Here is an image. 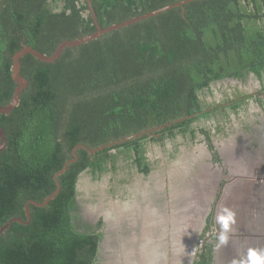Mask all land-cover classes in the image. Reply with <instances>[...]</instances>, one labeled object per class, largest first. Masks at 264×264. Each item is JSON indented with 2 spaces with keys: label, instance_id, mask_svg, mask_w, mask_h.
<instances>
[{
  "label": "trees",
  "instance_id": "trees-1",
  "mask_svg": "<svg viewBox=\"0 0 264 264\" xmlns=\"http://www.w3.org/2000/svg\"><path fill=\"white\" fill-rule=\"evenodd\" d=\"M184 0H91L103 29ZM97 31L87 0H0V106L18 84L13 57L26 45L52 56L65 41ZM28 87L0 114L8 145L0 155V264H103L105 218H82L80 184L115 173L121 157L152 173V145L181 136L215 148L211 124L264 97V0H198L67 47L54 63L27 55ZM253 79L261 89L211 102L219 85ZM264 106V105H263ZM211 123V124H210ZM142 134V135H141ZM136 138L109 146L129 137ZM1 144V138H0ZM89 150H98L95 154ZM221 155H217L220 160ZM95 205V201L93 202ZM195 264H214L210 245Z\"/></svg>",
  "mask_w": 264,
  "mask_h": 264
},
{
  "label": "rangeland",
  "instance_id": "rangeland-1",
  "mask_svg": "<svg viewBox=\"0 0 264 264\" xmlns=\"http://www.w3.org/2000/svg\"><path fill=\"white\" fill-rule=\"evenodd\" d=\"M261 88L260 82L254 79L248 85L241 82H227L225 85H219L216 88V97L211 102L221 105L225 100L240 92L250 96ZM263 105L264 102L260 103L258 99H252L244 105L245 108L240 115L237 116L228 109L227 114L222 118L212 124L210 123L213 126L211 133L214 143L217 144L216 149L210 148L202 137H199V140L194 143L179 136L174 142L167 141L164 147L158 144L152 145L149 157L153 171L148 176L140 173L137 167L134 166L133 160L125 157L117 160L115 173L104 174L100 180L85 175V178L82 181L80 180V184H83L81 192L84 193L79 199L81 209L79 212L82 213V218L89 225L96 224L105 215L112 218L116 213L120 214L117 212V207L114 208L112 204L115 202L118 203L117 206L128 204L133 199L131 198L133 190L134 193H137L143 187L149 185L159 184L158 188L167 199L170 192L173 193L177 188H180L178 189L180 191L185 189L189 191V189L183 186L180 187L175 182L181 181L184 186L190 183L186 177L191 174V170L189 166L184 164L188 162L187 158L196 159L199 157L210 172L196 173L198 178H195L194 187L190 191L192 195V202L189 205L190 210L185 212L186 209L184 211L181 209L177 212L176 217L177 221L182 218L180 223H183V225L187 223L188 234L186 235L183 230L181 236L176 237L175 241H178V243L172 245L171 238L175 234L174 228H172L174 226L172 224L173 217H171L173 207L169 199L166 205H164V202H159L155 206V213L150 214L145 222L149 235L148 242L158 246L157 252L152 253L150 251L152 258L153 256L157 258V256L166 252L173 254L174 249L180 248L185 250L187 254L182 255L181 264H189L190 261V264H192L204 252L206 245H210L212 255L214 258L216 256L217 264H233L234 261L239 264L248 258V250L253 249L252 245L255 246L258 252L264 251V171L262 172V178L259 180H254V176H250V172L247 171L249 166L254 167V169L258 166H264ZM244 140L245 145L250 146L248 153L242 155V164L246 170L230 168L229 165L225 170L226 167L221 162L223 159H217V149L231 143L241 144L245 147ZM247 142L249 143L246 144ZM248 156L252 161L249 164L245 159ZM179 168H183V172ZM177 171H179V174ZM180 175L182 176L180 177ZM240 190L245 192L242 193ZM205 193L207 196L204 199L202 195ZM94 201L95 205H93ZM231 203L232 210H230ZM129 205L126 208L127 211L121 213L124 214L121 217L122 222L130 224L125 234L119 236L121 244L137 229V226H133L135 224V214L130 211L131 207ZM96 206L100 208L99 212L95 210ZM166 211L167 215L164 216L171 217V219L169 223L166 222L160 228L158 223L160 219L162 220L161 216ZM183 214L184 217H182ZM223 214L228 215V217ZM210 221L212 222V228L209 225ZM229 221L232 224L231 229L223 228V222L226 223L223 225L227 226ZM158 228L160 241L158 239ZM155 232L156 237H153ZM253 236H258L256 243L250 242ZM222 237L224 241L221 240ZM181 240L183 241V247H178ZM225 240L229 242L228 252L231 255L229 257L227 253L224 252L225 254L222 253L221 255L219 252V245ZM160 244H163L166 250ZM104 245L106 251L103 264H119V259L110 257L112 254L114 256L117 254L114 251L116 250L115 243L105 241ZM149 247L152 248V245ZM149 247L147 249L151 250ZM233 247H237L236 254H232ZM245 247L246 252H244ZM143 253H147L145 248ZM188 257L191 259L189 260ZM160 262L161 260H158L156 264H160Z\"/></svg>",
  "mask_w": 264,
  "mask_h": 264
},
{
  "label": "flooded vegetation",
  "instance_id": "flooded-vegetation-1",
  "mask_svg": "<svg viewBox=\"0 0 264 264\" xmlns=\"http://www.w3.org/2000/svg\"><path fill=\"white\" fill-rule=\"evenodd\" d=\"M242 142V141H241ZM214 143V141H213ZM249 142H247L246 144H248ZM244 146L243 147L241 144H229L228 146H224L223 148L219 147L217 150L219 152V155H221L220 157L223 159L221 160V162H223V165L226 167L224 168L225 170L227 169V165H229L230 168H242V170H246L243 167V157L242 155H244V153H248L249 151V147L245 145V140L243 141ZM215 149L217 148V144L214 143ZM236 148V150H235ZM252 149V148H251ZM253 151V149H252ZM247 163L249 164V162H252L250 159V156H248L247 158ZM188 162L185 163L184 165L189 166L190 170H191V174L188 175L186 178H188L189 182L187 185H183V183L181 181L175 182V184L179 185L180 187L183 186L188 190H178L180 188H177L173 193L170 192V196L168 197L169 201H171V205L173 207V214L171 217H173V222L172 224L174 226H172V228H174V233L172 235L173 238L172 239V245L177 244L178 241L176 242V237L179 235L181 236V232L182 229L188 233L187 230V223L183 225V223H180L182 221V218H180L178 221L176 220L177 217V212L179 210L182 209V211L185 210V212H188L190 210L189 205L191 204V200H192V195H191V189H193V182L195 180V178L197 177L196 173L200 172V173H209L210 170H208V167H206V165L204 164L203 160H201V158H187ZM215 160V159H214ZM262 163V162H261ZM183 166V165H182ZM180 171L183 172V168H179ZM247 171L250 172L249 175L250 176H254V180H259L260 178H262V172L264 171V166H258V167H252L249 166V169L247 168ZM179 174V171H177ZM182 175H180L181 177ZM210 177V176H209ZM198 178V177H197ZM159 185V184H158ZM158 185H149L147 187H143L141 191L131 194V199L130 202L128 203L129 207H131L132 212H134L135 214V224H133V226H137V229H135L132 234L123 240V244H121L119 241V236L120 234H125V232L127 231V229L129 228L130 224L127 223H123L121 220V217L124 214H121L123 212H126V208L128 207L127 204H120V206H117L118 203L115 202L113 205L114 208L117 207V212H119L120 214H117L115 216H113L112 218L108 217L105 215V222L108 226H106L105 230V241H109V242H113L115 243V248L116 250H114L117 254L116 256H114V254H112V256H110L112 259H119V264H149L150 262H153V264H156V262H158V260L160 262V264H181L182 263V255H187L185 253V250L183 249H174L173 250V254H170V252H166L163 255L160 256H153L150 253V251H152V253L157 252L158 246L155 244H150V242H148V232H147V228L145 227V222H146V218L148 216H150V214H154L155 213V206L157 204H159V202H164V205H166V203L168 202L167 197H165L163 195V193L160 191V189L158 188ZM242 192V190H240ZM186 192V193H185ZM245 191L243 190L242 193H244ZM182 194V195H181ZM190 194V195H189ZM181 195V196H180ZM203 198H206V193L202 195ZM232 203H231V208L230 210H232ZM102 209V208H101ZM97 212H99L100 208L98 206H96L95 209ZM167 215V211L161 216L162 220L160 219L159 223H158V227L162 228V225H165L166 222L169 223L171 217L168 216H164ZM225 217H228V215L223 214ZM184 217V214L183 216ZM139 219V220H138ZM124 220H127L124 218ZM128 221V220H127ZM223 224H226L223 222ZM223 226V228L225 229H231L232 224H230V221L227 222V226ZM183 225V226H182ZM209 225L212 228V222L210 221ZM208 225V226H209ZM185 226V229H184ZM153 237H156V232L155 235ZM255 238V239H254ZM258 236H253L252 239L250 240L251 243H256V241L258 239ZM158 239L160 241L159 238V228H158ZM222 240V239H221ZM224 241V239H223ZM221 242V244L219 245V252L221 253H227L228 257L231 256L230 253L228 252V245L229 242ZM161 243V242H160ZM152 245V248H150L149 246ZM180 245L183 246V241L181 240L179 242L178 247H180ZM105 246V245H104ZM160 246H162L163 249H165V247L163 246V244H160ZM253 249H255V246L252 245ZM150 248L151 250L148 251L147 248ZM145 248L147 253H143V249ZM106 249V248H105ZM166 250V249H165ZM237 250V247H233L232 248V254H236L235 251ZM256 250V249H255ZM106 251V250H105ZM244 252H246V247L244 249ZM224 253V254H225ZM143 254V255H142ZM151 255V256H150ZM165 257V258H161ZM127 257H131V260H128ZM152 260H151V259ZM215 261L214 264L216 263V256H215ZM156 260V262H155ZM238 260V259H236ZM247 259L243 260L246 261ZM106 264V263H105ZM192 264H195V262H192ZM241 264V263H239Z\"/></svg>",
  "mask_w": 264,
  "mask_h": 264
},
{
  "label": "water",
  "instance_id": "water-1",
  "mask_svg": "<svg viewBox=\"0 0 264 264\" xmlns=\"http://www.w3.org/2000/svg\"><path fill=\"white\" fill-rule=\"evenodd\" d=\"M87 1L89 3V6H90V11L92 13V17H93L94 22H95V24L97 26V31L94 34H92L90 36L83 37L81 39H77V40H74V41L68 40V41L63 42L57 48V50L55 51V53L52 56L45 55V54H43V53H41V52L33 49L30 46H27V45L20 52L16 53L15 56L13 57V68H12V72H13V78H14L15 82L18 84V87L15 90V94H14V97H13L11 103L7 107H1L0 106V114H9L17 106H19L21 95H22L23 91L28 87V81H27V79H25L21 75V59L24 58L25 56L31 55V56L39 59L42 62H45V63H54V62H56L60 58V56L62 55L63 51L67 47H78V46H81V45L86 44V43H88V42H90L92 40H96V39L102 37L103 35H105V34H107L109 32L116 31V30H118L120 28L127 27L129 25H132V24L137 23L139 21H142L144 19H148V18L157 16V15H159V14H161L163 12H166V11H168L170 9L184 7L188 3H191V2H194V1H198V0H184L182 2L175 3V4H172V5L168 6V7H165L163 9H160L158 11L145 14V15H143L141 17H138V18H134V19L129 20L127 22L113 25V26H111L109 28H106V29H103L100 26V24L98 22V19H97V16L95 14V11H94V8H93V5H92L91 0H87ZM137 136H139V135L126 138L124 140L118 141V142H116L114 144H111L109 146H113V145H116V144H121V143H123L125 141H128L130 139L136 138ZM0 138H1V144H0V155H1V153L4 150H6L7 145H8L7 136H6V133H5V131H4V129L2 127H0ZM79 148H84V149L88 150L92 154H95L98 150H100V149L89 150L87 147H85L83 145H80L74 151V155L75 156H77L76 151ZM69 163L66 164V166L64 167V169L61 170L59 173H57L56 176H55V180H56V183H57V190H56V192H54V194H52L50 197H48L43 203H37V202H30V203H28V205L26 206V214H27V217H28V222H24L22 219H19V218H13L7 224H5L2 228H0V235H2L12 225V223H14V222H20V223H24V224H29L31 222V211H30V208H29V205L30 204H34V205L39 206V207H45V206H47L50 203L51 200H53L60 193V191H61V184L59 182V177L61 175H63L67 171V168H68ZM182 231H183V229H182ZM185 234L187 235L188 233L185 232ZM180 247H183V246H180ZM190 259L191 258H189V260ZM190 263H191V261H190Z\"/></svg>",
  "mask_w": 264,
  "mask_h": 264
},
{
  "label": "clouds",
  "instance_id": "clouds-1",
  "mask_svg": "<svg viewBox=\"0 0 264 264\" xmlns=\"http://www.w3.org/2000/svg\"><path fill=\"white\" fill-rule=\"evenodd\" d=\"M223 240V237L221 238ZM233 264H236L234 261ZM241 264H264V251L258 252L255 249L248 250V258L242 261Z\"/></svg>",
  "mask_w": 264,
  "mask_h": 264
},
{
  "label": "bare ground",
  "instance_id": "bare-ground-1",
  "mask_svg": "<svg viewBox=\"0 0 264 264\" xmlns=\"http://www.w3.org/2000/svg\"><path fill=\"white\" fill-rule=\"evenodd\" d=\"M186 193V192H185ZM182 195V194H181ZM180 195V196H181ZM190 195V194H189ZM134 218V217H133ZM156 218V217H155ZM159 218V217H158ZM149 251V250H148ZM159 253V252H158ZM162 257V256H161ZM128 260H131L132 261V258L131 257H127ZM151 259V258H150ZM152 260V259H151ZM149 264H153V262H150Z\"/></svg>",
  "mask_w": 264,
  "mask_h": 264
}]
</instances>
